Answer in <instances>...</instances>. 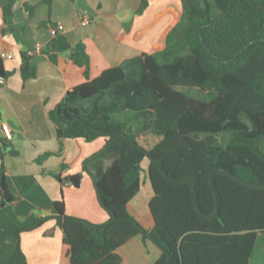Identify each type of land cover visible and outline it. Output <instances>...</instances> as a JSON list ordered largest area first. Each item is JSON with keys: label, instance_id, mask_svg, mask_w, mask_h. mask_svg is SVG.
<instances>
[{"label": "trees", "instance_id": "trees-1", "mask_svg": "<svg viewBox=\"0 0 264 264\" xmlns=\"http://www.w3.org/2000/svg\"><path fill=\"white\" fill-rule=\"evenodd\" d=\"M15 1L5 7V18ZM181 2L182 33L173 49L164 57L144 53L125 60L96 79L85 44L71 45L59 25L50 24L58 29L51 48L67 53L86 82L68 91L49 118L60 140H106L84 170L109 219L96 224L68 216L62 193L56 215L37 217L28 228L8 221L4 208L17 198L4 157L17 153L0 134V232L16 238L10 264H28L22 235L49 220L64 234L61 264H129L126 255L131 264H249L264 234V0ZM25 7L31 16L35 7ZM148 8L149 0H141L137 15ZM21 59L22 80L35 79L31 57L22 53ZM12 76L0 54V77ZM105 160L111 162L106 170ZM145 160L154 191L152 228L128 210L141 191ZM20 182L24 190L32 184Z\"/></svg>", "mask_w": 264, "mask_h": 264}, {"label": "crops", "instance_id": "crops-1", "mask_svg": "<svg viewBox=\"0 0 264 264\" xmlns=\"http://www.w3.org/2000/svg\"><path fill=\"white\" fill-rule=\"evenodd\" d=\"M11 1L0 0V51L13 55L12 59H5L6 70L13 72V76L0 84V129L3 124L8 125L13 134L8 142L9 151L17 154L7 152L4 165L7 184L17 200L4 208V216L11 223L28 228L37 217L56 215L54 203L61 200L63 193L68 216L103 224L109 215L99 203L94 181L84 170V163L104 148L106 140L58 139L49 113L86 78L83 69L67 53L51 48L54 36L49 26L59 25L71 45L85 44L91 61V79H96L125 60L144 53L164 57L165 52L173 49L182 33V2L149 0L147 11L137 15L141 0H55L52 6L44 0H16L12 15L5 18L4 9ZM26 5L35 7L31 16ZM84 19L90 24L84 25ZM37 47L40 52H35ZM22 53L31 57L37 70V77L26 82L20 71ZM0 134L3 136L1 130ZM260 149L264 153V141ZM51 152L58 154L43 164L37 162ZM110 164L105 160L101 165L106 170ZM142 166L143 185L128 210L152 228L154 220L149 206L154 191L147 175L149 161L145 160ZM1 168L0 160V171ZM21 179L32 181L27 190L23 189ZM63 243L64 234L56 220L22 235L28 264H61ZM15 251L16 238L9 232H0V264H10ZM125 260L131 264L127 255ZM249 264H264V234L258 235Z\"/></svg>", "mask_w": 264, "mask_h": 264}, {"label": "built area", "instance_id": "built-area-1", "mask_svg": "<svg viewBox=\"0 0 264 264\" xmlns=\"http://www.w3.org/2000/svg\"><path fill=\"white\" fill-rule=\"evenodd\" d=\"M83 24L84 25H88V24H90V21L88 19H84L83 20ZM59 28H60V26H59ZM50 29H51V31L53 33V36H55L58 29H56V28H50ZM2 39H3V32L0 29V46L2 44ZM40 51H41V48L40 47H37L36 50H35V52H40ZM0 54H1V56H2V58L4 60L5 59H12L13 58V55L11 53H7L5 51H0ZM4 82H5V79L2 78V77H0V84H4ZM0 130L3 133V136L5 137L6 140H8V141H11L12 140L13 134H12V132H11V130H10V128H9L8 125H4L3 124L1 126V129Z\"/></svg>", "mask_w": 264, "mask_h": 264}, {"label": "rangeland", "instance_id": "rangeland-1", "mask_svg": "<svg viewBox=\"0 0 264 264\" xmlns=\"http://www.w3.org/2000/svg\"><path fill=\"white\" fill-rule=\"evenodd\" d=\"M177 90L184 92L190 97L201 99V100H209V95L207 93H203L194 88H177Z\"/></svg>", "mask_w": 264, "mask_h": 264}, {"label": "water", "instance_id": "water-1", "mask_svg": "<svg viewBox=\"0 0 264 264\" xmlns=\"http://www.w3.org/2000/svg\"><path fill=\"white\" fill-rule=\"evenodd\" d=\"M58 179H60V178L58 177ZM78 179H79V176H76V178H75V182H77Z\"/></svg>", "mask_w": 264, "mask_h": 264}]
</instances>
